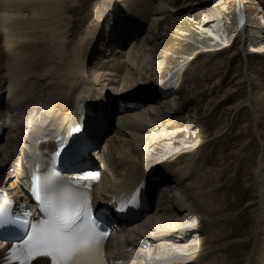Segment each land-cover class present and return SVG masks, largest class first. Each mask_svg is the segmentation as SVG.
I'll return each mask as SVG.
<instances>
[{
    "label": "bare ground",
    "instance_id": "6f19581e",
    "mask_svg": "<svg viewBox=\"0 0 264 264\" xmlns=\"http://www.w3.org/2000/svg\"><path fill=\"white\" fill-rule=\"evenodd\" d=\"M169 1L113 0L103 12L97 13L95 24L88 28L83 39L73 44L67 41L72 38L74 28L70 29V25L65 23V15L60 12L66 5L65 9L69 14L78 11L70 6V1L0 0V95H6L5 101L11 104V111L7 115L3 110L8 107L0 104V126L6 127L10 136L9 143L0 145V185L4 186L0 188V193H3L7 202L18 207L27 206L28 202L23 201V198L27 196V181L34 174L38 155L58 147L59 140H65L74 128L86 125L87 118L83 119L81 116L83 108H86L93 119L97 120V123L88 128L86 141L93 137H104L103 143L106 142L105 149L100 152L101 159L106 163V171L100 170L102 182L95 186L96 203L99 206L102 203L109 204L114 192L136 188L146 180L150 183L147 190L149 198L154 206L158 204L156 210L146 215L141 223L131 225L122 234H115L109 240V258L115 264H202L201 260H191L213 255L211 261L205 264H227L226 259L218 261L215 254L220 249L216 248L223 247L220 252L225 253L224 250H228L227 247L237 240L228 238L230 235L224 233L222 239L225 243L209 246V243L218 244L219 239L202 238L204 235H198V238L193 235L201 232L205 234L206 229L202 226L206 220H210L208 215L214 213L211 209H204L210 205L202 202L208 194H204L206 191L203 193L200 183L196 191H185L191 185L187 183V178L193 169V161L188 162L183 169L178 165V169L170 170L174 155L187 154L185 150L188 149H201L206 142L200 141L192 146L190 142L177 140L185 132L179 129L186 117L176 120L173 115H182L188 104L174 103L181 100V96L175 95L171 102L177 108L171 106L169 93L173 89H180L181 84L173 78L163 76L166 67L158 62L164 54L161 49L163 46L156 43V26L161 27L162 23L167 22L165 20L168 14L175 15L179 12L178 9L167 6ZM173 2L175 5L176 0ZM207 5L205 9L211 13L215 7L209 6V3ZM183 8L180 11H189L191 15L198 10V7L192 6ZM124 10H129L128 17L119 16ZM24 12H30L31 18L23 16ZM11 17L19 18L22 24L19 25V20L14 21L16 25L14 22L7 24L5 18L11 20ZM27 18L31 20L30 23L26 22ZM138 21L145 25L146 22L152 24L145 38L141 35L144 28L136 26L135 22ZM25 23L27 26L21 27ZM127 42L131 48L127 47ZM91 44L97 45L96 52L95 46L93 49ZM253 53L254 56H264V49L254 50ZM182 69L173 74H183ZM156 70L158 73L155 79L153 77ZM147 77L156 82L139 86V82ZM165 96L168 99L165 100ZM262 102L264 103V97ZM38 103L42 106L35 107ZM122 103L124 107L137 104L138 108L120 112ZM243 104L232 109L240 113L250 106L249 99ZM115 115L119 118V123L116 122ZM126 118L125 122H120ZM196 118L194 114L190 115L188 119L194 120L191 125L198 124ZM98 127H101V131H97ZM165 128L170 132L163 133ZM19 131L24 143L20 147L18 144L21 140L16 135ZM154 131L157 134H152ZM224 135V131H220L214 139ZM161 141L168 142L165 146L169 151H166L165 157L157 159L151 153L157 152V145ZM178 143L181 144L180 149L176 147ZM21 153L23 156L20 157ZM108 156H111L109 159L112 163L108 161ZM113 170L116 172V179L111 180L109 173H113ZM92 171L93 169H86L82 173ZM4 173L6 174L1 176ZM260 177L258 176L264 184V174ZM255 188L259 190L260 187L255 185ZM159 189L162 190L161 194ZM156 191L158 194L155 196ZM108 199L109 201H105ZM260 201L263 203L257 199L248 202L246 206L249 211L258 210L252 244L253 247L257 244L255 252L259 247L264 255V238L258 239V235L264 236V194H261ZM169 202L172 203L170 207ZM200 211V216L192 217V212ZM222 211L216 214L221 215ZM107 219L110 220L109 216ZM111 222L113 223L112 220ZM114 224L121 223L117 221ZM192 237L195 240H191ZM207 240L208 244L205 243ZM9 248V245L0 242V264H7ZM263 255L259 258V261L262 259L259 264H264ZM171 257L176 258L175 261L164 262ZM249 259L250 256L247 262ZM39 263L47 264L46 261Z\"/></svg>",
    "mask_w": 264,
    "mask_h": 264
},
{
    "label": "rangeland",
    "instance_id": "374dc122",
    "mask_svg": "<svg viewBox=\"0 0 264 264\" xmlns=\"http://www.w3.org/2000/svg\"><path fill=\"white\" fill-rule=\"evenodd\" d=\"M67 1H70L72 8L78 10L69 14L65 9L68 6L66 5L60 11L62 15H65V23L70 25V29L74 28L72 40L70 39L67 43L77 44L83 39L88 28L95 24L97 13L103 12L113 0ZM173 3V0H170L167 6L178 9L179 12L175 15L168 14L165 20L167 22L162 23L161 27L156 26L159 35H157L156 43L162 44L164 47H161L164 54L158 62H162L166 67L163 76L173 78L175 82L181 84L180 89L171 90L169 101H173L175 95H177L181 96V100L174 103L188 104L182 115H173L176 120L186 117L180 129L178 128L179 130H185V132H182L177 140L190 142L192 146L200 141L206 143L201 149L185 150L187 154L179 155L180 157L177 156L178 154L174 155L173 164L170 163V170L178 169V165L183 169L188 162L193 161V164H191L193 169L187 178L189 179L187 183H191V185L185 188V191L188 193L196 191L200 183L204 190L203 193L206 191L204 194H208L202 202L210 205L209 208L203 205L201 207L211 209L214 213L208 215L210 220H206L202 226L206 229L205 234L201 232L193 235L198 238V235H204L202 238H218V244L209 243V246H218L225 243L222 236L227 233L225 235H230L228 238L237 241L227 247L228 250L224 248L225 253L220 252L223 247L216 248L220 249L215 254L219 262L223 258L226 259L227 264H259L262 260L259 261V258L263 255L262 249L259 250L258 247L257 252H255V245L257 244H254V247L252 244L258 210L257 212L254 210L249 211L246 205L248 202L257 199L262 204L260 198L261 194H264V184L260 180V175L264 174V112H262L264 103H261L262 97H264V56L263 54L253 55L254 50L264 49V0H176V4ZM208 3L209 6L215 7L211 13L207 8L205 9ZM191 6L198 7L193 15L189 11L186 13L180 11L182 7L188 9ZM129 13V10H124L119 13V16L128 17L127 14ZM212 13L214 15H211ZM23 14V16L31 18L30 12H24ZM11 18V20L5 18L7 24L19 20L17 17ZM29 18L26 19L27 23L31 21ZM19 22V25L22 24L20 20ZM151 25L150 23L143 25L144 29L141 35L143 34L144 38L148 35L147 31ZM26 26V23L24 26L21 25V27ZM130 34L133 35L132 32ZM126 45L131 48V46H128L129 42ZM91 46L93 49L95 46L96 52L97 45L91 44ZM189 62L195 63L190 64ZM179 69L183 70V74L178 73L179 76H177L176 73L175 76L173 73ZM154 73L153 78L156 79L158 70ZM147 75L150 76V73H147ZM236 76L238 77L236 78ZM154 82H156L154 79L151 80L147 77L139 82V84L141 83L139 86ZM181 91H183V94H181ZM229 92L233 93L234 96L230 95ZM166 99H168V96H165ZM248 99L250 106L240 113L232 109L240 104H246ZM174 103L171 102V106L177 108ZM39 106H42L41 103H38L35 107ZM253 110H255L257 116L253 113ZM193 114L197 117L196 120L199 121L195 126L191 125L194 120L190 121L191 119H188ZM259 122L261 123L259 124ZM168 131L170 132L165 128L162 132ZM220 131H224L225 135L214 139ZM155 133L157 134L155 131L152 134ZM18 134L16 135L19 141L21 140L18 144L20 147L24 143L22 142L21 132L19 131ZM167 143L163 141L157 145V152L151 153L154 158L161 159L166 156L169 151L166 147ZM180 143L176 144L179 149L181 147ZM21 156H23L22 153ZM110 157L108 156L107 159L112 163ZM187 158L191 161H188ZM144 165L142 164L143 167H147ZM115 173L114 170L113 173H109L111 180L116 179L114 178ZM1 179L2 177H0V182ZM255 185H259V190H263V192L257 190ZM0 188H4V186L0 185ZM172 197L173 195H171V199ZM171 204L169 202L168 207ZM219 211H222L221 215L216 214ZM191 214H193L192 217H198L202 214V211L192 212ZM263 238V235H258V239L262 240ZM193 239L195 240L192 237L191 240ZM208 240L205 241L206 244L210 241ZM210 258H213V255L204 258H193L191 261L201 260V263L205 264L211 261ZM175 259L171 257L164 260V262L175 261ZM191 261H188V263Z\"/></svg>",
    "mask_w": 264,
    "mask_h": 264
},
{
    "label": "snow or ice",
    "instance_id": "6c2138e0",
    "mask_svg": "<svg viewBox=\"0 0 264 264\" xmlns=\"http://www.w3.org/2000/svg\"><path fill=\"white\" fill-rule=\"evenodd\" d=\"M58 155L53 156V164ZM89 175L99 179L98 174ZM90 190L91 182L66 181L53 170L33 177L39 218L27 211L14 214L0 201V229L22 230L25 236L9 250L8 264H33L41 257L50 258L51 264H107V233L100 232L92 218ZM136 200L134 195L132 202Z\"/></svg>",
    "mask_w": 264,
    "mask_h": 264
}]
</instances>
